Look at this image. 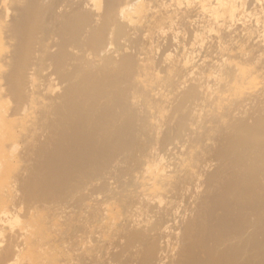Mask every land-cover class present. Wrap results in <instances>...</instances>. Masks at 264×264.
<instances>
[{"label": "bare ground", "instance_id": "obj_1", "mask_svg": "<svg viewBox=\"0 0 264 264\" xmlns=\"http://www.w3.org/2000/svg\"><path fill=\"white\" fill-rule=\"evenodd\" d=\"M45 1L9 22L0 4V102L3 84L16 100L0 126L17 113L25 125L0 133V200L11 184L31 215L78 208L89 225L132 202L115 250L92 264H264V101L238 104L246 80L226 52L239 38L257 45L264 18L234 0L211 12L208 0H151L138 14L137 0ZM17 141L14 172L5 152ZM35 232L9 233L0 264H40Z\"/></svg>", "mask_w": 264, "mask_h": 264}, {"label": "rangeland", "instance_id": "obj_2", "mask_svg": "<svg viewBox=\"0 0 264 264\" xmlns=\"http://www.w3.org/2000/svg\"><path fill=\"white\" fill-rule=\"evenodd\" d=\"M2 1L3 0H1L0 4L2 6L6 2V5H4L6 7V9L4 10L2 7H0L1 8L0 11H2V9H3L6 13H4V11H3V12H0V15L3 13L9 14L10 17H8V19H7L8 22L10 20L14 19L15 14H20V12L22 14V11L24 9H25V11L28 10L30 7L29 5H31V2H30L31 0L30 1L29 0H12V1L6 0L5 2L4 1L2 2ZM7 1L9 2V4ZM22 1H24V2H22ZM39 1L41 2L43 0H39ZM44 1H43V3H44ZM54 1L57 3L58 2L62 3V0H59V1L53 0V3H51L52 1H48L46 6L52 4V6L54 5L55 7H59L60 5L58 6V4H56ZM105 1L107 2L108 0H105ZM105 1L102 0L103 4L106 3ZM192 1H196V0H192ZM192 1L190 3L191 5H192ZM197 1H199V0H197ZM210 1L211 0H208L206 2H209L211 5H207V3L205 4V6H208V7L212 6V7H210L209 11L213 7H215V4H214L215 0H212V1H214V3H212V1L211 2ZM12 2H14V3H12ZM29 2H30V4H29ZM40 2H38V4H40ZM97 2L98 3H96V6H98V8L94 7V11L92 10L94 12V14L95 13L98 14V12H99V11H95V10L101 9V7H100L101 6V0H97ZM200 2H201V0H200ZM261 2L263 4L264 0H258V1L257 0H234V4H235L234 10L235 11H237V10L246 11V8H247V10H249V12L246 11L247 14L251 13V14H254V16H257V12H258L259 18L263 19L264 18V13H263L264 10L261 8V5H262ZM36 3H37V1H36ZM43 3L41 2L42 5H43ZM45 3H46V1H45ZM135 3H134L135 4L134 6L130 5L131 8L129 7L128 14H138L140 10L141 11L143 9L145 10V8H147L149 6L152 7V4L156 5L151 0H137V2H135ZM195 3L193 2V5ZM108 4L109 3L107 2L106 5H108ZM263 5H262V7H263ZM46 6H45V8H46ZM102 7H104V6H102ZM249 7H250V9H249ZM252 7H255V8H252ZM258 7H260V9ZM31 8H32V6L30 7V9ZM39 8H42V9H39ZM39 8H38V10H40V12L43 9H45V8L41 7V5L39 6ZM190 8H192V7L190 6ZM190 8L183 11V12L186 13L188 11L187 13L191 14V12H192L191 10H193V9L190 10ZM195 9H196V7L194 8V10ZM212 10H215V8ZM102 11H101V13H102ZM189 11H191V12L189 13ZM209 11H207L208 14H210V12H211V11L210 12ZM27 12H29V11H27ZM183 12L181 14H183ZM10 13L13 15H11ZM101 13H99V14H101ZM200 13L202 14V11L197 12V10H195L194 13H192V14H200ZM30 14L31 15L34 14V13H32V10H31ZM251 14H249V15H251ZM43 15H45V14H43ZM218 25H221V23L219 22ZM263 25H264V23H263ZM40 30H37V31L40 33V32H42V30L41 31ZM186 30L187 29H185V31ZM226 33H227V29L221 33V36H225ZM37 34L38 33L36 32L35 35L38 36ZM186 34L188 35V31L186 32ZM259 34H260V32H259ZM184 35H185V33L183 34V36ZM261 35H262V40L255 42V43H257V45L254 43H252L251 45L248 44L250 42L249 40L248 41L244 40L245 42H241V40L239 38L237 40V45H238L239 49L237 48L235 51L232 52L229 45H228L229 49L227 51L224 50L228 53H231V55H230V56H232L231 58L235 57V60L238 61L241 72H242V74L246 80V84L243 85L240 89V95L241 96H239V101H238V104L240 106H243L246 103L248 98L262 99L264 101V68H263V70H261V67H263V65H264L263 64L264 63V60H263L264 59V31H263V33H261ZM186 36H184V38H186ZM38 38H39V36L36 39H38ZM236 38H234V40ZM36 39H34V40H36ZM88 39L89 38H87V40ZM224 39H225V37H224ZM253 40H258V39H253ZM253 40H251V41H253ZM166 41H168V40H166ZM166 41L164 40L162 42L163 44L160 45L161 48L165 47L163 45L165 44ZM228 41H231V40L229 39ZM91 43H90V47H91ZM168 43L169 42H166V44H168ZM231 43H232V41H231ZM4 45L5 44H3V46ZM209 46H210V44H209ZM166 48L167 47H165V49ZM213 49H214V47L211 45L208 50H213ZM158 50L161 51V49H158ZM210 53L212 54V51H210ZM238 58H240V59H238ZM20 60H23V58ZM1 63H2L1 70H4L5 64H3V62H1ZM259 67H260V69H259ZM20 74H21V72H20ZM261 75H262V77H261ZM39 76H40V74H39ZM35 80H36V82L38 81V79H36V78H35ZM3 87H4V90H3L4 92L2 91V93L5 94L7 91V94H9V95L5 94L4 95L5 97H3V100L0 102V114H1V109H3L4 111L6 110L7 112H4L2 110V113L4 112L5 114L7 113L9 115V113H11L12 109L14 108V104L16 103L15 95L13 93H10L7 90V87L5 84H3ZM51 89L58 90L59 87H55V85L52 86V84H51ZM244 93H245V95H244ZM249 94H251V95H249ZM243 95H244V97H243ZM16 99H17V97H16ZM13 100L15 102H13ZM228 110L224 111L222 113L224 115V117L222 115H221L222 117L220 116V120L223 118L221 121H223L224 119L228 120V118H229V120H228V123H229V121L232 120V118H233V115L231 114V112H233L232 107H230L229 112H228ZM8 111H10V112H8ZM7 119H9V120H7ZM7 119L6 120L9 121L8 123H10V121H12V123H11L12 125L11 124L10 125L5 124L4 126H0V133L1 134H5V133L7 134V132L9 130L20 131L21 128L23 130V128L25 127V125H23L24 122L21 121L22 118L20 117V115H18V113L11 115ZM214 137H216V135H214ZM4 139H7V138L4 137ZM18 142L19 141L14 143V145H13L14 147L12 146L10 148V151L5 152V154H7V157H5V158L8 159L9 164L12 163L11 164L13 166L12 170L14 172H18L22 168V164L16 165V162H17V160H19L18 157L20 155V152H22L23 147H25V145L23 146L21 142L20 143H18ZM16 143H18V145ZM151 167L152 166L150 165V168ZM2 189L3 190L1 191V193L3 194L2 196H4V198L0 200V213H1L0 215H3L2 210H5L8 213L9 218H8V220L7 219L6 220H7V222H9L7 224L9 226L7 229L6 225L3 223L6 230H4V227H3V230L1 229V231H0V251L5 246L10 245L9 244L10 241H8L7 238L9 235L13 234V231L14 232L17 231L20 233H27V231L29 230V231L34 233V229H36L35 235L32 238V241L35 242L34 247L37 246L39 248V250L41 248H45V252L40 253L39 256L34 258V260L40 264H50L48 262L50 260H52L51 264H92L91 257L93 255L101 258V256L104 257V256H108V255L112 254V252L116 248L117 243L119 242L120 229L123 226L124 222L126 225V220L131 215V212H129V210H127L128 209L127 205L132 203V202H127V200L121 199V200L117 201L118 207L114 210L113 213L112 212L110 213V211H105V210L101 211V212H95V217H96L97 221L93 225L92 224L89 225L87 223L88 219L92 218L91 214L88 212H84V211H83V213H81L82 211L78 210V208H76L75 211L73 210L72 212H70V214L68 216L63 217V216H57L54 214V212H50L45 207H42V208H38V211H36V216H33L28 212L29 206H25V205H27V203H25L26 200H23V199L20 200L19 197H20L21 191L19 192L18 188L15 189L12 187L11 184H8V185H6V188L2 187ZM8 190H13L12 193H10L12 197L9 195ZM5 200L8 202V204H10V207H8L6 204H5L6 207L4 206ZM1 204H2V207H1ZM46 204H47V206L49 205L48 201H47V203H45V205ZM76 213H77V215H76ZM10 216H12V217H10ZM9 219H11V220H9ZM136 219H138V217ZM6 220L4 222H6ZM139 224L141 225L142 222H139ZM9 227H10V229H11V227L13 229L10 230ZM79 236L81 237V239ZM7 241H8V243H7ZM18 250H19V248H18ZM28 262L30 263V261H28ZM32 263H34V262L32 261Z\"/></svg>", "mask_w": 264, "mask_h": 264}]
</instances>
